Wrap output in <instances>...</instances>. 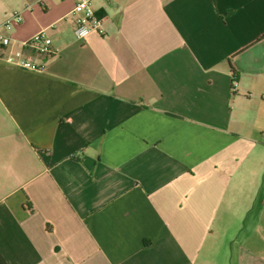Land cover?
Wrapping results in <instances>:
<instances>
[{"label": "crops", "instance_id": "0c3cea01", "mask_svg": "<svg viewBox=\"0 0 264 264\" xmlns=\"http://www.w3.org/2000/svg\"><path fill=\"white\" fill-rule=\"evenodd\" d=\"M77 1L0 0V264H264V0Z\"/></svg>", "mask_w": 264, "mask_h": 264}, {"label": "built area", "instance_id": "2783aa9c", "mask_svg": "<svg viewBox=\"0 0 264 264\" xmlns=\"http://www.w3.org/2000/svg\"><path fill=\"white\" fill-rule=\"evenodd\" d=\"M93 0H78L71 15L75 23L74 34L78 40H85L91 33H102L103 18L98 16L92 7ZM16 22L22 20L19 14L14 16ZM12 39L4 32L0 31V46L7 49L10 47ZM51 39L48 38L46 31L41 30L35 34L25 45H38V50L42 54L51 53ZM4 61L13 67L22 68L32 72H43L44 68L34 63L29 57L23 58L20 53H6Z\"/></svg>", "mask_w": 264, "mask_h": 264}, {"label": "trees", "instance_id": "16d2710c", "mask_svg": "<svg viewBox=\"0 0 264 264\" xmlns=\"http://www.w3.org/2000/svg\"><path fill=\"white\" fill-rule=\"evenodd\" d=\"M234 77H235V81H236V79H237V76L235 75Z\"/></svg>", "mask_w": 264, "mask_h": 264}]
</instances>
